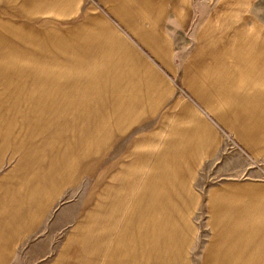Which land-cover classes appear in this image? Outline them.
<instances>
[{
    "label": "rangeland",
    "instance_id": "374dc122",
    "mask_svg": "<svg viewBox=\"0 0 264 264\" xmlns=\"http://www.w3.org/2000/svg\"><path fill=\"white\" fill-rule=\"evenodd\" d=\"M166 9H0V264H264V0Z\"/></svg>",
    "mask_w": 264,
    "mask_h": 264
},
{
    "label": "crops",
    "instance_id": "0c3cea01",
    "mask_svg": "<svg viewBox=\"0 0 264 264\" xmlns=\"http://www.w3.org/2000/svg\"><path fill=\"white\" fill-rule=\"evenodd\" d=\"M103 2L112 9L123 24L129 25V29L134 31H142L143 28L141 25L146 24V19L144 18H146V16L158 15V8L161 7V5L167 8L164 14L168 15H176V8L178 7L190 6V0H103ZM146 5L150 7V14L146 13ZM38 6L39 0H0V9L14 8L28 11L29 8L36 9ZM8 221L12 225L14 224L15 230L3 236L5 239L3 247L5 250L14 251L16 250L17 241L21 238V235H19L21 227L18 228V226H21L20 222L22 219H19L17 213L14 217L8 219Z\"/></svg>",
    "mask_w": 264,
    "mask_h": 264
},
{
    "label": "bare ground",
    "instance_id": "6f19581e",
    "mask_svg": "<svg viewBox=\"0 0 264 264\" xmlns=\"http://www.w3.org/2000/svg\"><path fill=\"white\" fill-rule=\"evenodd\" d=\"M227 91V90H226ZM187 236V235H186Z\"/></svg>",
    "mask_w": 264,
    "mask_h": 264
}]
</instances>
